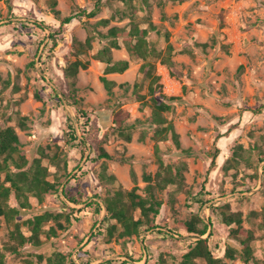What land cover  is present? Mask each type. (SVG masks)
<instances>
[{
    "label": "rangeland",
    "instance_id": "obj_1",
    "mask_svg": "<svg viewBox=\"0 0 264 264\" xmlns=\"http://www.w3.org/2000/svg\"><path fill=\"white\" fill-rule=\"evenodd\" d=\"M51 1L0 0V129L12 127L18 135L27 162L23 170L38 160L58 190L41 200L27 194L22 208L11 189L7 204L18 213L10 223L0 217L3 264H57L59 259L66 264L74 255L77 264H178L186 252L184 240L196 239L184 227L195 214L210 223L215 256L224 264H245L238 256L224 257L225 245L239 248L218 211L209 209L224 200L253 231L249 264H264V162H258L264 155V0H55V6ZM53 10L60 18L85 13L63 25ZM101 19L109 23L101 25ZM132 23L147 29L145 40L161 55L171 46V65L150 57L154 67L146 75L144 60L131 56L122 38L120 48L112 50L113 60L129 63L121 74H105L103 62L93 58L101 43L97 38L91 50L75 55V41L113 26L129 31ZM75 60L87 62L75 82L77 107L84 112L78 133L85 147L66 134L68 117L75 120L76 112L53 98V91L61 99L70 95L64 71ZM153 76L159 82L153 83ZM102 77L113 82L111 91ZM153 100L170 105L161 115L163 124L153 117ZM168 123L179 146L168 131L159 133ZM122 126L130 141L121 135ZM235 152L241 155L237 162ZM158 157L184 167L180 186L155 191L162 204L150 217L158 227L120 236L118 225L108 237L100 225L103 200L133 187L142 194L144 176L154 177ZM0 183L10 187L4 174ZM201 191L211 200L199 208L190 196ZM64 192L81 204L69 202ZM70 209L82 210L79 220ZM45 212L53 217L43 224L39 245L11 238L13 224L28 237L24 222ZM166 229L173 230V238L155 232Z\"/></svg>",
    "mask_w": 264,
    "mask_h": 264
},
{
    "label": "trees",
    "instance_id": "obj_2",
    "mask_svg": "<svg viewBox=\"0 0 264 264\" xmlns=\"http://www.w3.org/2000/svg\"><path fill=\"white\" fill-rule=\"evenodd\" d=\"M55 4L56 1L52 0L51 5L55 6ZM82 13H85V11L79 10L75 15H80ZM53 14L63 25L70 23L72 19L75 18V15L60 18V12L58 10H53ZM92 14L93 13H89V15ZM108 23L109 19L99 20V24L101 25H107ZM20 25L24 26L22 23H20ZM146 34L147 29H139L138 25L135 23H132L129 31H126L124 28L113 26L109 28L106 33L97 32L87 35L84 42L75 41L74 53L75 55H80L88 50H91L93 48V41L97 38L101 43L100 47L93 55V58L103 62L105 74H121L128 69L129 63L127 60H113L112 50L120 48L118 40L122 38L126 49L131 56H136L144 60L145 63L141 66V70H144L145 67H147L148 69L146 71V75H150V70L154 67L153 63L148 62L150 57H156L159 59L161 64L171 65V46H168L164 55H161L160 52H157L154 48L149 46L145 40ZM104 40L105 43H102ZM80 68H87V62L84 63L80 60H75L72 63H69L64 73L65 77L69 79L70 95L64 96L63 99H61L57 96L56 92L53 91V98L60 105L64 102L71 106L76 112L77 116L75 117V120L68 117V129L66 134L72 143L85 147V140L84 138H81V135L78 133V130L83 127L81 115H83L84 112L77 107V88L75 87L76 76ZM101 80L106 89L111 91L113 82L107 81L104 77H102ZM152 82H159V77L153 76ZM151 92H153L152 87ZM163 97L165 96L163 95ZM173 98L174 97H170V99ZM153 101V117L159 124H163L164 121L161 115L163 112L170 110V105L165 101ZM76 124L79 127H77ZM161 131L164 133L168 131L177 146H179L178 136L174 132L171 123L161 127L159 133ZM120 133L126 141H130L131 135L125 128H123V126L121 127ZM19 144L20 141L18 135L12 127L0 129V175L4 174V179L7 182H10V187H5L3 183H0V217H3L4 220L9 223L12 222L14 214L18 213L17 209L11 208L7 204L11 189L14 191L16 198L19 200V205L22 208L28 205L27 194L41 200L43 194L50 190L58 193V190L55 188V183L49 182L45 179L47 170L45 167L41 166L38 160H35L31 168L23 170L27 162L24 156L20 153L18 148ZM101 156L108 157V155L102 150ZM214 158L215 156L212 159V164L214 162ZM238 158H241V155L238 152H235L233 160L237 162ZM258 162H264V155L259 156ZM157 165L158 170L153 178L150 175L144 176L147 185L142 189V194L138 193L140 190L138 187H133L126 193L118 192L116 198H107L103 200L105 212L100 225L104 226L108 237H112L115 234L118 225L122 229L120 236H131L133 234L138 236L144 232L153 231L158 227L154 224L150 217L151 215L155 216L158 214L159 208L162 204L161 201L157 199L155 191H162L168 185L174 183L180 186L183 181L182 169H184V167H176L170 164H165L159 157L157 158ZM12 168L15 169V171H13ZM254 168V172L256 174L255 177H257V166ZM206 194L208 193L203 194L201 191L195 195H191V202L201 208L204 204H206V202L211 200L206 199ZM62 195L65 196V198H67V200L71 203H75L77 205L81 204L79 201L68 197L66 192L62 193ZM209 209L212 213L216 210L218 211L221 221L230 228L229 234L231 238L236 241L239 246V248H235L228 244L225 245L224 257L232 260L238 256L245 264H249L250 260L253 259L251 242L254 236L252 229H245L243 227L242 213L239 211H231L229 204L225 200L212 203L209 205ZM96 210L99 214L101 213L99 206H97ZM70 211L71 217L74 220H79L82 210L70 209ZM134 213H137L136 219L134 218ZM51 217H53V215L45 212L41 215L34 216L32 219H27L24 224L29 232L28 237L20 231L19 224H13L14 228L10 233L11 238L19 240L20 244L30 242L33 245H39L41 243L40 235L43 233L42 226L44 223L48 222ZM198 223H203V220L200 215L195 214L184 224V227L189 233V238L196 239L184 240L186 252L183 254L182 259L178 264H224L223 260L216 257L214 254V248H218V246L212 245V232L208 231L210 223H203L202 227H198ZM95 224L96 222L93 226ZM98 230H101V227H99ZM52 231L53 229L50 228L45 233L46 235H49ZM155 232L164 238H173V230L166 229L165 231L161 230ZM0 264H3L2 256H0ZM57 264L65 263H63V259H59ZM66 264H77V262L72 259L71 256Z\"/></svg>",
    "mask_w": 264,
    "mask_h": 264
},
{
    "label": "built area",
    "instance_id": "obj_3",
    "mask_svg": "<svg viewBox=\"0 0 264 264\" xmlns=\"http://www.w3.org/2000/svg\"><path fill=\"white\" fill-rule=\"evenodd\" d=\"M73 259L76 261V259H75V255H74ZM76 262H77V261H76Z\"/></svg>",
    "mask_w": 264,
    "mask_h": 264
},
{
    "label": "water",
    "instance_id": "obj_4",
    "mask_svg": "<svg viewBox=\"0 0 264 264\" xmlns=\"http://www.w3.org/2000/svg\"><path fill=\"white\" fill-rule=\"evenodd\" d=\"M205 237V236H204Z\"/></svg>",
    "mask_w": 264,
    "mask_h": 264
}]
</instances>
